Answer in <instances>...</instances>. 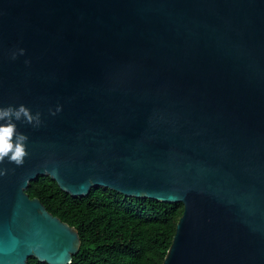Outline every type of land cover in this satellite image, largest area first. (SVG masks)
<instances>
[{"label":"water","instance_id":"1","mask_svg":"<svg viewBox=\"0 0 264 264\" xmlns=\"http://www.w3.org/2000/svg\"><path fill=\"white\" fill-rule=\"evenodd\" d=\"M20 104L42 123L0 164V264L80 250L40 176L183 203L163 264H264V0H0V107Z\"/></svg>","mask_w":264,"mask_h":264},{"label":"trees","instance_id":"2","mask_svg":"<svg viewBox=\"0 0 264 264\" xmlns=\"http://www.w3.org/2000/svg\"><path fill=\"white\" fill-rule=\"evenodd\" d=\"M26 192L47 210L78 229L81 247L71 264H163L183 203L125 196L105 187L72 196L48 176ZM27 264H48L30 258Z\"/></svg>","mask_w":264,"mask_h":264},{"label":"clouds","instance_id":"3","mask_svg":"<svg viewBox=\"0 0 264 264\" xmlns=\"http://www.w3.org/2000/svg\"><path fill=\"white\" fill-rule=\"evenodd\" d=\"M19 54L23 55L24 50L20 49ZM15 58L16 54L13 53V59ZM61 110V107H57L51 114L56 115ZM19 121L34 127L42 123L41 114L39 112L33 114L31 109L24 104L18 107L13 105L0 107V164H3L7 158L9 163L20 167L24 165L26 157L29 156L27 151L29 137L18 130L16 122ZM8 172L9 169L0 168V176H5Z\"/></svg>","mask_w":264,"mask_h":264}]
</instances>
